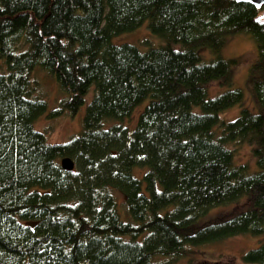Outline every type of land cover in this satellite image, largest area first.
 I'll list each match as a JSON object with an SVG mask.
<instances>
[{
  "label": "trees",
  "instance_id": "16d2710c",
  "mask_svg": "<svg viewBox=\"0 0 264 264\" xmlns=\"http://www.w3.org/2000/svg\"><path fill=\"white\" fill-rule=\"evenodd\" d=\"M262 11L238 0H0V264H166L153 259L264 235ZM143 23L157 47L111 43ZM238 34L255 45L249 103L239 88L207 95L211 83L232 85L237 60L219 52ZM37 66L68 95L59 112L74 115L93 88L65 143L33 128L46 110L31 98ZM237 104L238 117H219ZM232 143L249 146L254 173ZM116 194L135 224L121 220ZM228 205L230 215L198 223ZM240 260L264 264V239Z\"/></svg>",
  "mask_w": 264,
  "mask_h": 264
},
{
  "label": "rangeland",
  "instance_id": "374dc122",
  "mask_svg": "<svg viewBox=\"0 0 264 264\" xmlns=\"http://www.w3.org/2000/svg\"><path fill=\"white\" fill-rule=\"evenodd\" d=\"M114 45L130 44L136 47L139 51L145 52L150 48H155L160 43L159 38L151 35L147 29V23H143L137 29L129 33L121 34L114 37L111 40ZM219 55L224 59H235L237 65L233 67L232 78L233 83L230 87L219 86L218 83H211L207 88V95L213 98L223 92L239 88L244 93V101L249 103L251 100L250 92L246 85V78L248 68L256 58L255 45L251 38L245 34H238L230 37L227 43L222 47ZM205 57H209V54L204 52ZM211 57L205 61H209ZM3 71V67L0 64V72ZM30 86L33 90L32 99H39L45 102L46 110L38 117L34 122L33 128L45 135L46 141L49 144H62L67 142L70 137L76 136L80 133L82 128V121L85 114L86 105L91 101L93 88L91 87L89 92L84 98L83 105L77 110L74 115H68L65 112H59L60 102L68 98L65 93L56 82L55 78L48 74L45 70L39 66L35 67L30 75ZM252 112H255V107L248 105ZM144 105H140L134 109L130 118H125V126L132 131L135 127L139 113L142 111ZM241 110L240 105H235L232 108L223 111L219 114L222 120L230 121L238 117ZM227 148L234 152V161L236 164H246L252 169L249 172L254 173L256 171L253 158L251 156L250 148L245 144L232 143L228 144ZM133 175L139 177L140 173L137 170H133ZM118 201V213L122 221H130L129 218H125L123 205L124 199L116 194ZM244 200L238 202V205L243 204ZM234 206H222L211 210L204 221L201 219L198 223H205L211 218H219L230 215ZM233 213V212H232ZM264 239V235L252 237L248 235H239L225 239L221 242L201 245L199 247H189L188 251L182 258L175 261L167 260L166 258H155L154 262L158 263L165 261L166 264H244L240 257L247 251L257 248L259 243Z\"/></svg>",
  "mask_w": 264,
  "mask_h": 264
},
{
  "label": "water",
  "instance_id": "95a60500",
  "mask_svg": "<svg viewBox=\"0 0 264 264\" xmlns=\"http://www.w3.org/2000/svg\"><path fill=\"white\" fill-rule=\"evenodd\" d=\"M239 2L248 3L252 6H254L256 9L263 8L262 14L260 15V18L264 19V0H238ZM259 5V6H257ZM60 166L62 170L64 171H72L74 168L73 162L65 157L60 160Z\"/></svg>",
  "mask_w": 264,
  "mask_h": 264
},
{
  "label": "snow or ice",
  "instance_id": "6c2138e0",
  "mask_svg": "<svg viewBox=\"0 0 264 264\" xmlns=\"http://www.w3.org/2000/svg\"><path fill=\"white\" fill-rule=\"evenodd\" d=\"M257 6H259V5H257Z\"/></svg>",
  "mask_w": 264,
  "mask_h": 264
}]
</instances>
